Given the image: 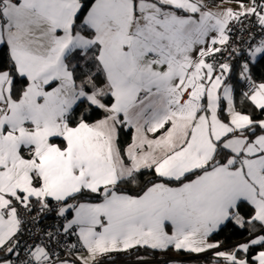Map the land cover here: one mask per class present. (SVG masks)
<instances>
[{"label": "snow or ice", "instance_id": "snow-or-ice-1", "mask_svg": "<svg viewBox=\"0 0 264 264\" xmlns=\"http://www.w3.org/2000/svg\"><path fill=\"white\" fill-rule=\"evenodd\" d=\"M142 250L264 264V0H0V264Z\"/></svg>", "mask_w": 264, "mask_h": 264}, {"label": "trees", "instance_id": "trees-1", "mask_svg": "<svg viewBox=\"0 0 264 264\" xmlns=\"http://www.w3.org/2000/svg\"><path fill=\"white\" fill-rule=\"evenodd\" d=\"M123 139L126 141L128 139L127 136H124ZM244 212H247L248 209H244ZM216 240L222 241L226 246L231 245L242 239V236L240 232L236 229H234L231 225L226 228L224 231L220 232L218 235L214 237ZM140 255H147V256H159V255H166V256H181L184 255L183 253L177 254L174 251H168L167 253H152L148 254L145 253L143 250L140 252ZM186 256V255H185ZM122 258H134V257H127L126 255H118L117 259H122ZM196 262H198L197 259H195ZM202 262V261H199Z\"/></svg>", "mask_w": 264, "mask_h": 264}, {"label": "built area", "instance_id": "built-area-1", "mask_svg": "<svg viewBox=\"0 0 264 264\" xmlns=\"http://www.w3.org/2000/svg\"><path fill=\"white\" fill-rule=\"evenodd\" d=\"M51 221H49L50 223ZM148 257V264H172L174 261H183L184 264H197V262L193 261L194 256L189 257L185 255L181 256H166V255H159V256H147ZM127 259H135V258H122L117 259L116 264H125Z\"/></svg>", "mask_w": 264, "mask_h": 264}, {"label": "crops", "instance_id": "crops-1", "mask_svg": "<svg viewBox=\"0 0 264 264\" xmlns=\"http://www.w3.org/2000/svg\"><path fill=\"white\" fill-rule=\"evenodd\" d=\"M197 264H202V262H199V261H198Z\"/></svg>", "mask_w": 264, "mask_h": 264}, {"label": "clouds", "instance_id": "clouds-1", "mask_svg": "<svg viewBox=\"0 0 264 264\" xmlns=\"http://www.w3.org/2000/svg\"><path fill=\"white\" fill-rule=\"evenodd\" d=\"M196 258H193V261H195L196 262V260H195Z\"/></svg>", "mask_w": 264, "mask_h": 264}]
</instances>
